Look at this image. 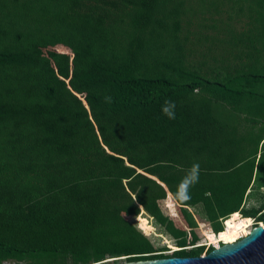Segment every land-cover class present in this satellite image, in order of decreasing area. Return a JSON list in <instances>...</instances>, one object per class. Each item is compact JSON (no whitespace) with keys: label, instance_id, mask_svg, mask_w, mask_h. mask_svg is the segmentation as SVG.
Segmentation results:
<instances>
[{"label":"trees","instance_id":"1","mask_svg":"<svg viewBox=\"0 0 264 264\" xmlns=\"http://www.w3.org/2000/svg\"><path fill=\"white\" fill-rule=\"evenodd\" d=\"M179 4L0 0V264L58 252L77 260L89 251L96 258L124 253L127 262L166 258L153 255L146 237L153 234L171 257H197L201 245L181 239L174 246L157 234L169 229L165 213L174 218L177 206L213 204L209 226L202 213L190 223L212 250L240 239L218 241L224 226L241 229L237 213L253 227L264 223V200L244 209L262 184L264 123L244 154L234 129L213 114L222 105L264 122V71L252 61L264 47V15L252 11L250 28L233 38L244 60L207 80L185 61ZM259 7L264 11V0ZM92 24L97 33L85 42ZM52 29L68 35L70 50L32 43L33 34ZM166 101L175 103V119L162 113ZM193 164L198 182L177 200ZM123 215L135 216L137 226Z\"/></svg>","mask_w":264,"mask_h":264},{"label":"rangeland","instance_id":"2","mask_svg":"<svg viewBox=\"0 0 264 264\" xmlns=\"http://www.w3.org/2000/svg\"><path fill=\"white\" fill-rule=\"evenodd\" d=\"M259 2L260 0H175V3H181L179 4V10L181 11L179 37L184 46L187 65L193 69H197L207 80H212V78L215 77L219 79L223 78L224 69L226 67H234L237 63L242 62L245 56L241 50L242 48L234 44L233 38L250 28L249 21L254 15L252 11H258L264 15V11L259 7ZM96 33V26L93 24L87 25L85 27V42H87L86 37L95 38ZM35 39H43L47 43L68 46L70 50L71 44L68 35L58 29H52L48 33L42 32L33 34L32 43ZM260 50V52L256 53L252 61L258 71L263 72L264 47L260 48ZM42 51L46 53L49 58H52L45 49H42ZM69 56H72V53ZM88 62L89 59L86 58V63ZM259 91H263L264 93V86L260 87ZM194 95L196 97H201L202 92L196 90ZM213 106L214 116L218 120L226 121L229 126L234 129L235 139L239 140L240 148L244 150V154L254 149L255 145L251 137L256 135L258 137L262 136L260 129L264 122L252 120V118L248 116L234 115L222 105ZM257 150L259 151V146ZM262 151H264V147ZM258 155L259 154H257V158H254V168ZM245 177V174L241 175V179H244V181ZM263 182L264 172L258 181V183H262L259 184L260 187L255 185L250 190L248 198L245 201V210H257L260 208L264 200ZM167 198L168 195H166V198L161 202L163 209H165ZM198 205L199 208L177 206L176 216L174 218L166 212L165 225H167L169 229L167 230L165 227H160L157 229V234L165 236L174 246H176V242L181 239L184 240V245L187 246H193L195 244L201 245L200 248L197 247L193 250L198 253V256H201L204 248L205 251L209 253L213 247L211 245H206L205 247V237L198 235L196 230L191 229L190 223L195 215L202 213L205 216L203 224L209 226L207 214L214 206L213 204ZM261 213H264V209H262ZM123 216L137 226L135 216ZM232 219L235 221L234 217H232ZM243 223L245 224V222L242 221L240 227H242ZM229 229L232 230V226ZM248 233L249 231L247 234ZM146 237L155 251L153 255L162 254L166 257H171L173 255L168 247L163 244V240L159 239L154 234ZM225 244H228V242ZM184 252L188 254L189 250ZM123 254L124 253L118 254V256L122 258H112L113 256H117L112 254H106L96 258L94 252L89 251L86 253V260H77L73 253L58 252L53 254H36L26 257L22 261L4 260L1 264H96L99 259L104 260L101 264H128L127 257ZM182 255H184V253H182ZM179 257L183 256L179 254Z\"/></svg>","mask_w":264,"mask_h":264},{"label":"water","instance_id":"3","mask_svg":"<svg viewBox=\"0 0 264 264\" xmlns=\"http://www.w3.org/2000/svg\"><path fill=\"white\" fill-rule=\"evenodd\" d=\"M128 264H264V226L253 227L246 237L222 244L205 256L166 257Z\"/></svg>","mask_w":264,"mask_h":264},{"label":"clouds","instance_id":"4","mask_svg":"<svg viewBox=\"0 0 264 264\" xmlns=\"http://www.w3.org/2000/svg\"><path fill=\"white\" fill-rule=\"evenodd\" d=\"M110 100V98H106ZM162 113L169 119H175V103L172 101H166L162 106ZM199 178V164H193L190 169L187 170L186 175L182 178L180 184L177 186V191L174 197L177 200L187 198L188 189L198 182Z\"/></svg>","mask_w":264,"mask_h":264},{"label":"bare ground","instance_id":"5","mask_svg":"<svg viewBox=\"0 0 264 264\" xmlns=\"http://www.w3.org/2000/svg\"><path fill=\"white\" fill-rule=\"evenodd\" d=\"M237 214H239L240 216H239V219L240 220H242V215L240 214V212L239 213H237ZM233 217L235 218V214L233 215ZM235 220H236V218H235ZM242 222V221H241ZM247 222V221H246ZM245 222V224L243 223V225H242V227H241V230H239V231H237L236 233H234L233 232V230H230L229 228L232 226H230V227H225L224 226V232H225V234H224V238L223 239H221V240H218V241H220V242H226V241H228V240H230V239H232V238H234V237H236V236H239L240 237V239L239 240H241L243 237H246L248 234H247V232H248V230L250 231L252 228H253V226L255 225V222L254 221H250V222H248V223H246ZM226 224V222H224V225ZM264 226V223H259V225H258V227H263ZM238 240V241H239ZM234 243V242H233ZM229 244V243H228ZM219 248V247H218ZM218 248H216V249H218ZM215 250V249H214Z\"/></svg>","mask_w":264,"mask_h":264}]
</instances>
